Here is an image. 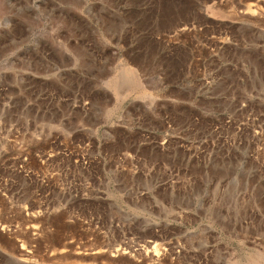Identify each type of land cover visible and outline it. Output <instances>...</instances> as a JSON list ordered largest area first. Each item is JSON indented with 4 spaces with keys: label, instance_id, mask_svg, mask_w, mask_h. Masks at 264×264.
<instances>
[{
    "label": "rangeland",
    "instance_id": "1",
    "mask_svg": "<svg viewBox=\"0 0 264 264\" xmlns=\"http://www.w3.org/2000/svg\"><path fill=\"white\" fill-rule=\"evenodd\" d=\"M0 264H264V0H0Z\"/></svg>",
    "mask_w": 264,
    "mask_h": 264
},
{
    "label": "crops",
    "instance_id": "2",
    "mask_svg": "<svg viewBox=\"0 0 264 264\" xmlns=\"http://www.w3.org/2000/svg\"><path fill=\"white\" fill-rule=\"evenodd\" d=\"M160 89H157V91H159ZM141 94H143V92H141ZM122 94H120L121 96ZM167 110H165V112L163 111L162 114H161V122H164L163 125L164 128H166V133L165 135H167V131H168V127L170 126V120H171V115L167 114L166 112ZM153 123V121H150ZM168 122V124H166ZM150 127H154L153 125H151ZM141 131L143 132H151V133H154V128L152 130H147V129H144V128H140ZM143 136H145V134H143ZM145 139V138H144ZM163 141V140H162ZM159 143V141H155V140H149V141H144V142H138L137 143V146H144V145H150V146H157V144ZM162 144H164V142H161ZM180 147H183V148H187V145L186 144H181Z\"/></svg>",
    "mask_w": 264,
    "mask_h": 264
}]
</instances>
